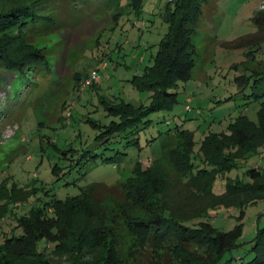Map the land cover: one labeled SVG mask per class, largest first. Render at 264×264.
Returning a JSON list of instances; mask_svg holds the SVG:
<instances>
[{"label": "rangeland", "instance_id": "rangeland-1", "mask_svg": "<svg viewBox=\"0 0 264 264\" xmlns=\"http://www.w3.org/2000/svg\"><path fill=\"white\" fill-rule=\"evenodd\" d=\"M262 1L209 0L204 4L193 38L195 67L191 78L179 83L178 101L172 109L152 112L149 125H141L137 134L127 137L122 133L105 142L98 136L117 119L109 105L121 101L144 107L151 104L152 90L139 89L131 80L154 65L168 29L165 15L175 2L140 0L136 6L133 0H41L45 16L28 23L23 36L26 44L44 54L46 63L26 75L18 73L12 80L5 78H10V73L0 71V185L16 180L38 189L28 202L18 204L15 209L19 214L52 195L65 199L84 189L99 200L91 214L82 208L72 213L67 201L59 205L70 239L54 250L52 243H42L40 249L45 245L47 249L41 264H76L77 260L91 264L88 262L94 259L78 246L99 245L95 242L104 233L112 238L119 257L140 252L148 264L158 261L159 253L167 248L131 227V220L147 215L132 193V186L146 180L135 168L141 164L165 180L176 179L189 170L187 160L176 159L178 141L165 150L164 140L150 139L169 129L172 134L176 128L191 130L195 140L191 162L196 170L208 164L204 140L222 142L240 116L259 121L264 95L249 97L254 88L246 85L244 89L243 85L264 68V31L258 33L260 39L253 45L237 43L259 30L253 18ZM93 70L100 73L99 83L83 88ZM257 91L263 93L264 84ZM135 136L140 143L130 144ZM263 152L264 147L239 161L225 176L219 175L215 192L224 191L226 177L248 180L247 168L264 166ZM83 153L87 155L83 157ZM92 153H98V158L90 160ZM116 154L113 161L103 160ZM158 159V165L150 167ZM93 183L96 185L89 188ZM208 219L222 231L241 225L237 246L223 261L247 264L254 256L251 248L258 229L264 226V200L248 204L243 214L239 208L213 209ZM16 226L17 219L12 216L0 222V244L21 232ZM190 247L197 253L207 248L199 243Z\"/></svg>", "mask_w": 264, "mask_h": 264}, {"label": "trees", "instance_id": "trees-1", "mask_svg": "<svg viewBox=\"0 0 264 264\" xmlns=\"http://www.w3.org/2000/svg\"><path fill=\"white\" fill-rule=\"evenodd\" d=\"M208 1L174 0L175 7L165 15L168 29L159 43L154 65L148 66L142 75H134L131 80L139 89L152 90L151 104L144 107L121 101L115 106L109 105L117 119L106 125L98 136L99 140L110 141L111 137L122 133L127 137L135 135L141 125H149L151 119L148 117L152 112L172 109L178 101L179 83L187 82L193 73L197 53L193 38L203 16V5ZM133 2L138 6L140 0ZM42 7L41 0L0 2V71L11 74L10 78L5 76L6 80H12L21 73L26 75L46 63L44 54L26 44L23 36V29L28 23L38 22L39 18L45 16L41 14ZM253 19L257 21L259 30L242 38L237 45H253L259 41L258 33L264 31V9H257ZM257 73L258 77L243 85L244 89L246 85L254 88L247 96L255 99L264 95V92L257 91L264 84V68L258 69ZM230 130L231 133L222 142L204 140L203 151L208 164L196 170L191 162L195 143L191 130L176 128L172 134L169 129L149 140H164L165 150L174 141H178L176 159L179 162L187 160L189 164L187 172L171 180L157 176L141 164L135 168L140 169L138 173H142L146 180L132 186V193L138 196L137 202L144 206L147 215L145 218L131 220V227L145 235L149 241L167 248L159 253L158 261L154 264H225V254L237 246L242 228L238 225L230 231L218 230L208 219L210 212L226 207L239 208L243 214L248 204L264 200V166L261 165L246 169L248 180L226 177L224 191L217 193L214 190L219 175L225 176L226 172L237 167L239 161L260 153V148L264 147V99L261 101L259 121L243 115L230 125ZM129 143L139 144L138 136L131 138ZM86 155L82 154L83 157ZM98 156V153L89 154L90 160ZM116 157L117 154L103 160L113 161ZM158 163L159 159L150 167L155 168ZM132 183H129V187ZM94 185L96 183L88 187ZM84 190L79 195L65 199L52 195L50 200L35 202L29 211L19 214L15 209L18 204L28 202L37 194L38 189L33 184H20L16 180L4 181L0 185V222L10 216L15 217L16 227L21 228V232L14 233L0 244V264H41V256L47 249L46 245L40 249L42 243H52L54 250L63 245L62 241L69 240V228L60 217L59 205L67 201L68 210L72 213H77L81 208L93 213L99 200L93 196L92 191ZM97 230L95 228L94 237L99 235ZM111 240L109 234L104 233L101 240L95 242L99 245L88 244L91 246L88 249L79 245L78 249L94 259L88 262L91 264H148L141 258L140 252H130L125 259L119 257ZM194 243L206 245L207 248L197 253L190 247ZM251 251L254 256L247 264H264V226L258 229ZM44 260L46 263L50 261L47 256ZM76 264L80 262L77 260Z\"/></svg>", "mask_w": 264, "mask_h": 264}, {"label": "built area", "instance_id": "built-area-1", "mask_svg": "<svg viewBox=\"0 0 264 264\" xmlns=\"http://www.w3.org/2000/svg\"><path fill=\"white\" fill-rule=\"evenodd\" d=\"M258 9H264V0L262 1L260 8ZM99 81H100L99 71L93 70L90 74H88V76L84 80L83 88L87 86H92L95 83H99ZM188 109H190V107Z\"/></svg>", "mask_w": 264, "mask_h": 264}, {"label": "crops", "instance_id": "crops-1", "mask_svg": "<svg viewBox=\"0 0 264 264\" xmlns=\"http://www.w3.org/2000/svg\"><path fill=\"white\" fill-rule=\"evenodd\" d=\"M262 157H264V152L262 153Z\"/></svg>", "mask_w": 264, "mask_h": 264}]
</instances>
